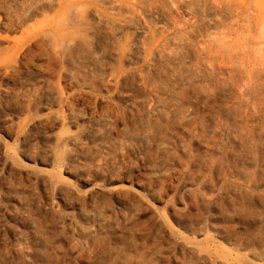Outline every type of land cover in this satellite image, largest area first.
Instances as JSON below:
<instances>
[{
	"label": "rangeland",
	"instance_id": "374dc122",
	"mask_svg": "<svg viewBox=\"0 0 264 264\" xmlns=\"http://www.w3.org/2000/svg\"><path fill=\"white\" fill-rule=\"evenodd\" d=\"M61 1L55 0L52 5ZM8 7L10 18L5 19L0 11L1 47L19 38L40 19L38 14L25 22L17 17L20 3L10 2ZM144 9L147 16L143 19L140 14V20L129 27L131 39L141 23L160 29L162 41L175 39L173 66L178 73L175 80L167 81L177 88L185 85L179 82L181 78L189 74L198 78L207 73L230 86L227 66L208 56L216 41L251 52L264 47V0H150ZM159 64L146 60L131 46L121 69L110 78L101 67H82L65 57L33 60L17 65L14 72L5 75L0 67V93L8 94L0 98V264L41 263L38 232L29 227L28 218L44 228L51 211L61 218L69 215L65 222L67 238L75 227L96 224L95 213L83 211L80 202L56 199L54 187L63 185L82 196L101 188L103 193L95 194L99 199L110 190L119 192L115 196L129 192L140 199L143 209L158 213L174 240L164 244L158 264H206L191 260L200 259V255L211 259V264H264V162L261 172L250 179L227 171L185 172L175 163L154 159V145L147 136L124 147L123 127L117 128L118 137L105 128L104 120L113 119L106 114L108 111L127 112L135 118L142 115L139 104L145 91L135 80L142 72H159ZM237 119L264 151V113L249 117L242 108ZM65 134H76L77 143L55 149V156L49 155L47 150L54 148L53 137ZM119 150L122 157L117 154ZM17 168L25 171L19 174ZM38 178L47 180L52 188L38 187ZM18 185L24 190L22 204H28V213L14 203ZM36 190L39 194L35 200L29 192ZM116 201L113 199L107 208L113 213L132 209L131 201ZM17 212L18 217L14 215ZM185 215L202 222L201 235L176 224L174 218ZM118 222L98 230L105 247L119 246V231L124 224L121 218ZM83 238L77 235L75 248L67 247V253L51 264H100L101 248ZM21 251L29 259L20 258Z\"/></svg>",
	"mask_w": 264,
	"mask_h": 264
},
{
	"label": "bare ground",
	"instance_id": "6f19581e",
	"mask_svg": "<svg viewBox=\"0 0 264 264\" xmlns=\"http://www.w3.org/2000/svg\"><path fill=\"white\" fill-rule=\"evenodd\" d=\"M54 1L0 0V11L5 19L11 15L8 7L10 2L20 3L17 17L25 19V22L40 14V19L28 26L24 34L11 39L7 46H0V67L4 75L14 72L17 65L29 64L33 60L65 57L82 67H101L105 76L110 78L121 69L132 46L146 60L160 63L161 69L153 75L147 71L137 75L135 83L145 91L139 104L142 108L139 118L127 112H106L109 117H113L103 122L110 133L118 137L117 128L123 127L124 147L147 136L154 145V159L162 158L167 163H175L185 172L204 169L205 172L225 174L227 171L232 175H242L244 179L254 178L258 171L261 172L264 151L257 140L248 136L240 126L241 119L238 123L237 118L242 108H245L249 117L264 113V47L256 46L259 49H252V53L251 50H238L224 41H216L210 47L208 56L214 62L221 63V66H227L232 81L230 86L225 85L228 82L214 80L212 73H207L199 74L198 78H191L189 74L179 81L185 85L177 88L173 83H168L170 80L167 81L175 80L178 73L176 66H173L177 52L175 39L162 41V31L144 23L134 29L132 39L129 33V27L138 21L140 14H143V19L147 16L143 8L150 0H62L52 7ZM197 3H194L195 9L198 8ZM147 11L149 13L150 9ZM6 97L7 93H0L1 99ZM77 138L76 134L54 136V148L50 147L48 154L55 156V149L75 145ZM117 154L122 157L123 153L119 150ZM23 170L17 168L16 172L22 174ZM35 180L38 187H51L43 178ZM38 190L29 192L35 200ZM54 191L59 201L80 202L82 210L95 213L97 219L96 224L89 228L75 227L67 238L64 236L65 232L68 233L65 222L69 215L61 218L51 211L50 220L44 228L28 218L29 227L38 232V256L42 264L59 260L67 253V247L74 249L77 235L84 237L86 242L98 244L97 248H101L103 257L100 264H158L156 260L163 254L164 244L174 241L158 213L149 208L143 209L140 199L132 193L123 191L122 196H115L118 191L113 193L110 190L106 197L99 199L95 194L103 193V190L98 187L84 196L65 185L55 186ZM23 193L24 190L17 187L13 199L28 213V204H22ZM113 199L117 203L131 201L132 209L121 214L113 213L107 209ZM14 215L18 217V212ZM119 218L123 219L124 224L119 231V246L117 249L105 247L103 241L99 240L98 230L111 223L117 225ZM174 219L185 231L201 235L202 222H197L192 215ZM23 257L29 259V255L21 251L20 258ZM198 258L193 257L191 260L194 263H213L201 255Z\"/></svg>",
	"mask_w": 264,
	"mask_h": 264
}]
</instances>
